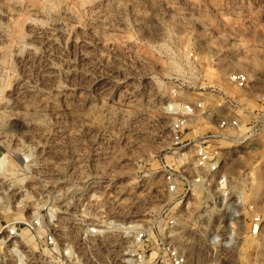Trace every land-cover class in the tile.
I'll use <instances>...</instances> for the list:
<instances>
[{
  "label": "rangeland",
  "instance_id": "1",
  "mask_svg": "<svg viewBox=\"0 0 264 264\" xmlns=\"http://www.w3.org/2000/svg\"><path fill=\"white\" fill-rule=\"evenodd\" d=\"M238 73L246 90L229 82ZM258 95L264 0H0V193L19 187L17 207H30L73 165L79 177L85 169L119 181L123 217L156 208L168 103L204 99L216 115L233 98L241 123H257L228 168L251 195L264 175ZM261 184L251 199L264 208V176ZM235 257L227 264L264 262V234Z\"/></svg>",
  "mask_w": 264,
  "mask_h": 264
},
{
  "label": "built area",
  "instance_id": "2",
  "mask_svg": "<svg viewBox=\"0 0 264 264\" xmlns=\"http://www.w3.org/2000/svg\"><path fill=\"white\" fill-rule=\"evenodd\" d=\"M229 82L243 91L249 79L238 73ZM256 104L264 113V95ZM240 106L226 98L215 115L204 99L168 103L172 118L158 136V206L129 218L119 211L125 197L116 178L85 169L79 177L73 165L30 207H17L16 194H25L19 187L0 193V264L234 263L244 242L264 234V208L228 172L232 152L257 124L241 123ZM3 165L0 159V171Z\"/></svg>",
  "mask_w": 264,
  "mask_h": 264
},
{
  "label": "bare ground",
  "instance_id": "3",
  "mask_svg": "<svg viewBox=\"0 0 264 264\" xmlns=\"http://www.w3.org/2000/svg\"><path fill=\"white\" fill-rule=\"evenodd\" d=\"M263 170L262 169H260L259 170V172L257 173V176H256V178H257V184H256V186H255V182H254V184L252 185V190H251V195L247 192V195H248V198H249V200H253V199H256V198H259V196L262 194V181H263ZM253 190H255L254 192H253ZM251 197L253 198V199H251ZM20 201V200H19ZM18 201V202H19ZM21 202V201H20ZM19 202V203H20ZM17 203V202H16ZM19 203L17 204L18 206H19ZM24 203V202H23ZM260 206V205H259ZM260 208H262L261 206H260ZM190 249L189 250H193L192 249V247L190 246L189 247ZM190 252H192V251H190ZM258 252H260L259 254L260 255H262V253H261V251L259 250ZM263 257V256H262ZM260 258V257H259ZM258 258V264H263L264 262L262 261L263 259L261 258V261L262 262H260V259ZM257 259V258H256Z\"/></svg>",
  "mask_w": 264,
  "mask_h": 264
}]
</instances>
